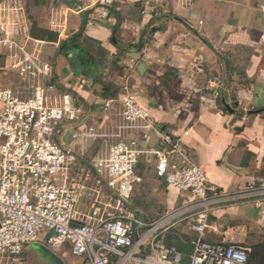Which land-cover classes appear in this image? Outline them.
Listing matches in <instances>:
<instances>
[{
	"label": "built area",
	"instance_id": "obj_1",
	"mask_svg": "<svg viewBox=\"0 0 264 264\" xmlns=\"http://www.w3.org/2000/svg\"><path fill=\"white\" fill-rule=\"evenodd\" d=\"M123 1L127 0H95V4ZM141 1L170 6L185 20L195 3ZM58 13L57 8L51 10V28H61ZM44 44L29 36L23 4L0 0L2 70L14 82L0 86V264H19L33 242L51 249L66 243L74 256L89 264H256L250 249L232 238L206 239L207 233L219 231L210 215L213 204L223 197L180 139L158 128L129 81L121 88L117 119L108 124L112 108L108 98L101 107L99 128L75 126L69 146L59 141L66 125L83 118L82 110L69 91L54 83L53 63L42 56ZM125 68L129 72L132 65ZM195 70L201 71L200 65ZM74 78L77 89L91 85L86 76ZM152 132L158 137L155 145L150 144ZM97 137L105 142V152L85 162V170L73 167L82 161L84 141ZM141 160L153 166L167 187L189 198L145 220L146 214L130 203L134 188L143 181ZM253 204L264 214V198H255ZM181 222L193 236L187 262L176 245L166 241Z\"/></svg>",
	"mask_w": 264,
	"mask_h": 264
},
{
	"label": "crops",
	"instance_id": "obj_2",
	"mask_svg": "<svg viewBox=\"0 0 264 264\" xmlns=\"http://www.w3.org/2000/svg\"><path fill=\"white\" fill-rule=\"evenodd\" d=\"M19 1L29 36L45 42L42 56L53 63L54 83L69 91L82 110L83 118L66 125V131L82 124L99 128L108 98V124L117 119L121 88L129 81L158 128L180 139L223 197L210 215L219 231L207 233L206 239L232 238L249 249L256 244L251 260L264 264V214L253 204L264 198V0H195L187 20L170 6L141 0L107 6L95 0ZM53 8L59 10L58 29L49 24ZM80 28L81 34L70 39ZM4 64L0 55L1 77L8 73ZM78 75L91 85L77 89ZM151 136L150 144H157V134ZM139 165L144 166L143 181L147 171L150 179L161 180L151 164L141 160ZM187 198L170 187V207ZM167 235L187 262L193 237L187 223ZM30 251L26 246L22 254L36 261Z\"/></svg>",
	"mask_w": 264,
	"mask_h": 264
},
{
	"label": "rangeland",
	"instance_id": "obj_3",
	"mask_svg": "<svg viewBox=\"0 0 264 264\" xmlns=\"http://www.w3.org/2000/svg\"><path fill=\"white\" fill-rule=\"evenodd\" d=\"M1 78V87L9 86L14 83L9 79L8 73H4ZM71 134L72 132L69 129L62 137H58V139L59 141L63 142L64 145L69 146L71 141ZM82 146H84V154L82 155V160L85 162H88L93 156L105 152V142L99 137L95 138L94 140H85ZM75 163L76 165H74L73 167L76 166V169H87L86 165H83L81 162ZM138 168L139 170H142L144 169V166L138 165ZM149 172L150 171L146 172L144 181L142 182V184L137 185L134 188L130 197L131 205L141 208L142 211L146 214V216H144L145 220L156 217V215L165 208H170V187H167V185L163 181L156 180L155 177L153 179H150L149 177H151L152 174ZM42 242L46 243L45 239H42ZM249 247L250 257L251 255L253 257V251L258 247V245H250ZM49 249L59 257H61L64 264H89L83 258L74 256L70 252L69 246L66 243L59 249ZM31 250L32 251L30 252H35L37 255L36 261H33L32 259L28 260V256L26 257L27 253L25 252L24 255L22 254L23 260H21L19 264H53L52 260H50L51 258H49V256L43 250L35 249L33 247H31Z\"/></svg>",
	"mask_w": 264,
	"mask_h": 264
},
{
	"label": "water",
	"instance_id": "obj_4",
	"mask_svg": "<svg viewBox=\"0 0 264 264\" xmlns=\"http://www.w3.org/2000/svg\"><path fill=\"white\" fill-rule=\"evenodd\" d=\"M28 247H33L35 249H39V250H43L48 256L51 257L52 261L55 264H64L63 260L61 257H59L57 254H55L54 252H52L48 247H46L44 244L40 243V242H33L30 243Z\"/></svg>",
	"mask_w": 264,
	"mask_h": 264
},
{
	"label": "trees",
	"instance_id": "obj_5",
	"mask_svg": "<svg viewBox=\"0 0 264 264\" xmlns=\"http://www.w3.org/2000/svg\"><path fill=\"white\" fill-rule=\"evenodd\" d=\"M81 29L82 28H80L79 32L76 33L74 36H72V38H70V39L74 40L77 36H79L81 34V32H82ZM65 44H66V40L61 43V46L65 45Z\"/></svg>",
	"mask_w": 264,
	"mask_h": 264
}]
</instances>
